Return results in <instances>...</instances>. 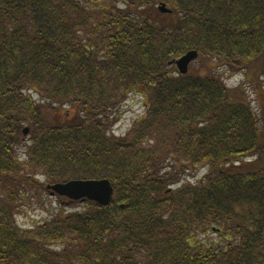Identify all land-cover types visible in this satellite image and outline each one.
<instances>
[{"label": "trees", "instance_id": "16d2710c", "mask_svg": "<svg viewBox=\"0 0 264 264\" xmlns=\"http://www.w3.org/2000/svg\"><path fill=\"white\" fill-rule=\"evenodd\" d=\"M219 66L264 76V0H0V264H264L263 123ZM36 172L107 179L111 203L20 228Z\"/></svg>", "mask_w": 264, "mask_h": 264}, {"label": "rangeland", "instance_id": "374dc122", "mask_svg": "<svg viewBox=\"0 0 264 264\" xmlns=\"http://www.w3.org/2000/svg\"><path fill=\"white\" fill-rule=\"evenodd\" d=\"M200 63V62H199ZM199 63L194 61L190 64V67H193L196 70L199 66ZM255 67V64L252 65V68ZM223 66H219L216 69V73L220 76L222 75L226 85L230 88L236 89L239 88L240 84H242L243 88L239 91L244 92L246 98L248 99L251 107L258 113V116L261 117L260 125L261 132L264 133V76L257 77L258 74L256 72H251L247 69H243L242 71H238L235 74H227L224 71ZM241 91V92H242ZM34 100H39V96L33 92H28ZM143 97L135 96L134 94L129 95V97L123 102L118 111V119L112 128V133L115 136L123 137L128 130L130 129L133 122L138 119L144 112ZM26 128V127H25ZM25 144V142H24ZM24 144L17 149V154H19L21 158H23V149ZM205 173V169H202L196 172L192 176H186L183 178L182 182L190 181L196 182L198 178H200ZM35 178L45 184V178L40 176V173L36 172ZM35 197L38 198L31 200L30 204H27L19 209L16 214V220L18 222V226L20 228L28 229L34 225L41 224L44 220L50 219L55 212L63 209L65 213H69L72 211H78L83 209L84 203L72 204L68 203L70 200L67 198H60L57 195H51L48 190H44L42 192L35 193ZM211 233V234H210ZM217 235L209 232L207 236L199 235V239L205 241H214L215 239H220L216 237Z\"/></svg>", "mask_w": 264, "mask_h": 264}, {"label": "water", "instance_id": "95a60500", "mask_svg": "<svg viewBox=\"0 0 264 264\" xmlns=\"http://www.w3.org/2000/svg\"><path fill=\"white\" fill-rule=\"evenodd\" d=\"M161 13H170L165 5H159ZM198 57L197 52L188 51L185 55L174 60L171 64L176 66L178 73L185 75L189 65ZM23 135L26 136L28 128H24ZM51 195L67 198L70 201L88 200L100 206H108L113 196V188L107 179L100 180H70L66 182L53 183L46 186Z\"/></svg>", "mask_w": 264, "mask_h": 264}]
</instances>
